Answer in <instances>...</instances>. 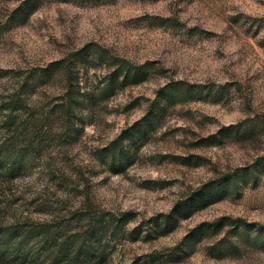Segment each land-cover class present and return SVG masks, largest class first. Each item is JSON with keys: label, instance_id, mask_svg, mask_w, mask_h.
<instances>
[{"label": "rangeland", "instance_id": "rangeland-1", "mask_svg": "<svg viewBox=\"0 0 264 264\" xmlns=\"http://www.w3.org/2000/svg\"><path fill=\"white\" fill-rule=\"evenodd\" d=\"M87 44L77 58L75 51ZM111 54L150 61L145 77L99 100L81 133L53 132L33 142L41 147L32 149L28 166L0 178L3 218L57 216L72 228L93 213L128 210L125 231L107 236L105 259L92 264H264V169L254 180L229 183L220 198L179 217L171 230L145 235L152 216L203 181L264 166V0H0V102L18 77L63 56L75 60L74 84L93 87ZM65 76L61 70L32 90L38 115L59 99ZM178 83L188 93L167 101L143 141L124 140L133 156L124 169L108 167L97 148L138 119L161 86ZM5 112L0 107V137ZM77 115L73 124L80 123ZM246 117L253 118L250 137L203 138ZM55 118L58 129L62 119ZM221 215L250 224L232 233L228 222L189 238L197 223ZM154 249L162 255L150 262L143 254Z\"/></svg>", "mask_w": 264, "mask_h": 264}, {"label": "trees", "instance_id": "trees-1", "mask_svg": "<svg viewBox=\"0 0 264 264\" xmlns=\"http://www.w3.org/2000/svg\"><path fill=\"white\" fill-rule=\"evenodd\" d=\"M32 7L24 9L28 14ZM88 44L77 49L74 55H79L88 50ZM93 55H101L96 50H91ZM75 56V57H76ZM69 57V58H68ZM74 58V57H73ZM70 56L52 59L44 65L29 69L26 74L16 79L11 90L2 98L0 107L6 110L2 118L4 134L0 137V178L8 179L16 173L24 170L32 159V149L37 150L41 146L33 142L42 143L53 132H65L64 135H77L82 132V121L93 110V106L101 99L123 87L126 83L137 82L145 77L150 61L133 62L123 56L110 55L105 60V71L95 86L82 88L75 85L73 78L76 76L73 66L75 60ZM63 70L67 82L58 100L51 104H45L43 108L35 110L36 104L31 97L32 90L37 84L48 82L56 73ZM77 83V82H76ZM180 83L173 84L166 90L161 86V91L151 99L145 112L131 124L123 126L118 133L108 142L97 149L100 156L109 162L107 164L114 171L124 169L133 158L127 148L125 139L135 140L146 138L148 131L155 128L163 115V109L167 101H171L179 94L188 93V88H180ZM35 104V105H34ZM84 109L86 112H84ZM27 111L28 115L23 113ZM55 115L62 119L61 126L53 129ZM77 111V112H76ZM78 113L80 123L73 124V116ZM85 113V114H84ZM252 117L221 125L216 130L203 136L209 143L221 141L226 136L250 137L254 134V127L250 124ZM35 145V146H34ZM259 167V168H258ZM253 164L248 168H240L227 172L221 178H210L202 182L199 189L191 191L174 201L166 212H159L152 216L145 235L152 231L163 233L171 230L178 222L179 217L187 216L194 210L205 206L207 203L220 198L225 192V186H236L239 179L247 182L255 179L258 171L264 166ZM257 168V169H256ZM1 208V206H0ZM81 216H77L80 218ZM131 214L128 210L119 214L104 216L88 215L85 223L67 227L57 216L47 219H34L28 215H13L8 220L3 218L0 211V264H92L103 261L106 257L107 236L114 234L117 229L125 231V225ZM233 222L230 227L232 233L240 231L241 225H249L250 222L239 217L230 218L221 215L214 220H202L193 226L188 235L192 240L203 237L208 231L218 230L225 223ZM141 228L140 223L133 226L136 232ZM132 230V229H131ZM191 243V241H189ZM225 249H232L231 243H226ZM223 249V248H221ZM162 252L151 250L145 252V259L151 262L156 255ZM223 253V251L219 252ZM139 257V255H137ZM136 257V258H137ZM137 259L134 260V263Z\"/></svg>", "mask_w": 264, "mask_h": 264}]
</instances>
